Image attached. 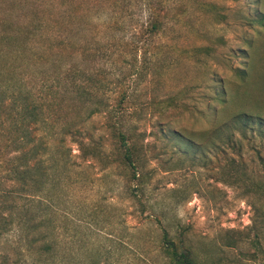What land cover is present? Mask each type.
<instances>
[{"label":"rangeland","instance_id":"rangeland-1","mask_svg":"<svg viewBox=\"0 0 264 264\" xmlns=\"http://www.w3.org/2000/svg\"><path fill=\"white\" fill-rule=\"evenodd\" d=\"M161 1L165 29L147 41ZM3 35L21 73L68 64L95 79L90 101L68 81L56 99L54 172L34 157L14 172L0 123V264H175L164 230L203 264H264V122L232 120L264 117V0H0Z\"/></svg>","mask_w":264,"mask_h":264},{"label":"trees","instance_id":"trees-1","mask_svg":"<svg viewBox=\"0 0 264 264\" xmlns=\"http://www.w3.org/2000/svg\"><path fill=\"white\" fill-rule=\"evenodd\" d=\"M160 5V8H156V6L148 3L150 15L146 21L144 33L147 41L152 40L165 29L170 8L166 7L162 1ZM179 9L184 11L185 6ZM14 37L16 36L14 35ZM15 43L9 40L7 35L0 38V123L5 125L6 130V132H2V135L8 137L19 151V155L15 159L20 162L13 168L14 172H21L22 174L28 172V160L31 157L38 159V162L36 161L37 170L54 172L55 166L53 164H46L45 166L44 163L48 159L43 160L42 157V155L49 156V141L58 128L53 119V106L56 104V99L60 97L59 94L69 88L81 93L87 101H90L92 92L84 86L82 80L94 81L95 75L84 69H74L68 64L50 76L47 74L29 75L21 73L19 66L15 63L16 55H20V49ZM43 61L42 59L36 60L37 64L45 65L48 63V60ZM66 81H68L69 88ZM123 119L121 115L116 116V120ZM232 120L235 123L240 122L244 126H247L246 124L258 125V123L264 122V117L240 112L234 115ZM110 126L113 135L120 142L123 163L133 170L136 177H140L137 176L140 169L139 160L136 157L134 147L129 143L126 132L120 130L117 125ZM70 131L68 130L66 133H70ZM76 136L74 133L73 137ZM75 141L79 150L89 151L88 154H97L95 145L90 150L87 148L92 141H85L82 138H76ZM19 179L25 181L21 177ZM163 244L166 254L175 264H203L191 244L185 239L173 238L169 231L164 230ZM48 247L50 246L46 248Z\"/></svg>","mask_w":264,"mask_h":264}]
</instances>
